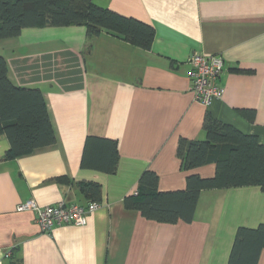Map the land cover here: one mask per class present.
Listing matches in <instances>:
<instances>
[{
    "label": "crops",
    "instance_id": "crops-1",
    "mask_svg": "<svg viewBox=\"0 0 264 264\" xmlns=\"http://www.w3.org/2000/svg\"><path fill=\"white\" fill-rule=\"evenodd\" d=\"M93 1L152 26L151 50L107 31L91 38L85 26L0 41L14 84L43 92L56 135L13 159L0 136V264H228L238 229L264 224L260 186L203 191L191 223L146 219L125 199L146 172L161 193L186 191L190 175L214 178L215 164L184 171L177 155L181 139H206L208 115L264 146V0ZM195 54L224 60L225 93L210 107L193 93ZM90 136L116 143L115 173L82 166ZM88 184L101 187L98 197ZM29 201L101 207L85 226L47 234L33 212L17 211Z\"/></svg>",
    "mask_w": 264,
    "mask_h": 264
},
{
    "label": "trees",
    "instance_id": "trees-1",
    "mask_svg": "<svg viewBox=\"0 0 264 264\" xmlns=\"http://www.w3.org/2000/svg\"><path fill=\"white\" fill-rule=\"evenodd\" d=\"M69 26H85L91 38L107 31L147 51L151 50L155 39L152 26L100 7L93 0H0V41L19 37L29 28ZM204 131L206 139L203 141L181 139L177 155L184 171L215 164L214 178L190 175L186 191L161 193L157 174L146 172L140 179L137 195L125 199L126 208L163 224L180 220L191 223L205 190L260 186L264 191V146L258 138L245 135L209 115ZM0 136H5L10 145L7 159L26 156L56 143L43 92L39 88L14 84L8 61L2 54ZM118 160L116 143L98 137L87 138L82 166L115 173ZM86 190L98 197L101 187L88 184ZM263 250L264 224L256 229L240 227L228 264H258Z\"/></svg>",
    "mask_w": 264,
    "mask_h": 264
},
{
    "label": "built area",
    "instance_id": "built-area-1",
    "mask_svg": "<svg viewBox=\"0 0 264 264\" xmlns=\"http://www.w3.org/2000/svg\"><path fill=\"white\" fill-rule=\"evenodd\" d=\"M190 65L192 67L190 78L193 82V93L196 101L210 107L215 101L222 99L225 90L219 81L224 72L223 58L217 55L195 54L190 59ZM100 207L98 202L80 206L68 205L64 201L53 206L41 207L35 201H29L19 205L17 211L33 212L41 231L49 234L55 227L61 225L85 226L88 216L96 213Z\"/></svg>",
    "mask_w": 264,
    "mask_h": 264
},
{
    "label": "rangeland",
    "instance_id": "rangeland-1",
    "mask_svg": "<svg viewBox=\"0 0 264 264\" xmlns=\"http://www.w3.org/2000/svg\"><path fill=\"white\" fill-rule=\"evenodd\" d=\"M1 54V53H0Z\"/></svg>",
    "mask_w": 264,
    "mask_h": 264
}]
</instances>
